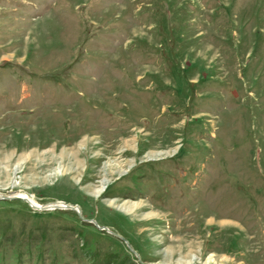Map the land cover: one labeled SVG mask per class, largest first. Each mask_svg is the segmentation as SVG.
Wrapping results in <instances>:
<instances>
[{"label": "rangeland", "instance_id": "1", "mask_svg": "<svg viewBox=\"0 0 264 264\" xmlns=\"http://www.w3.org/2000/svg\"><path fill=\"white\" fill-rule=\"evenodd\" d=\"M18 193L111 233L0 201V264H264V0H0Z\"/></svg>", "mask_w": 264, "mask_h": 264}, {"label": "water", "instance_id": "2", "mask_svg": "<svg viewBox=\"0 0 264 264\" xmlns=\"http://www.w3.org/2000/svg\"><path fill=\"white\" fill-rule=\"evenodd\" d=\"M13 200H22V201L26 202L31 207L32 210L37 211V212H47V211H55V210L73 211L76 214H78L79 217L83 221L88 222V223H93L97 226L98 229L110 232L108 229L100 228L94 221L89 222V221L83 219L81 210L78 206H72V205H69V204H66L63 202L48 203V204H44L41 206H36L27 198L24 199V198H21L17 195H0V201H13ZM114 236H117V235L114 234ZM117 237H119V236H117Z\"/></svg>", "mask_w": 264, "mask_h": 264}, {"label": "bare ground", "instance_id": "3", "mask_svg": "<svg viewBox=\"0 0 264 264\" xmlns=\"http://www.w3.org/2000/svg\"><path fill=\"white\" fill-rule=\"evenodd\" d=\"M15 195H17V196H19V197H21V198H27V199H29L33 204H35L36 206H41V205H39V204H37L30 196H28V195H26V194H23V193H18V194H15Z\"/></svg>", "mask_w": 264, "mask_h": 264}, {"label": "trees", "instance_id": "4", "mask_svg": "<svg viewBox=\"0 0 264 264\" xmlns=\"http://www.w3.org/2000/svg\"><path fill=\"white\" fill-rule=\"evenodd\" d=\"M92 225V224H91Z\"/></svg>", "mask_w": 264, "mask_h": 264}]
</instances>
